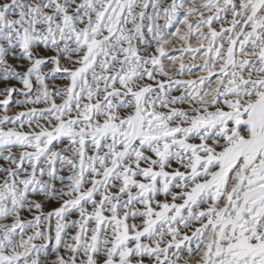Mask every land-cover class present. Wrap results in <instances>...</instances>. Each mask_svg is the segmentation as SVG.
Listing matches in <instances>:
<instances>
[{
    "label": "snow or ice",
    "instance_id": "6c2138e0",
    "mask_svg": "<svg viewBox=\"0 0 264 264\" xmlns=\"http://www.w3.org/2000/svg\"><path fill=\"white\" fill-rule=\"evenodd\" d=\"M0 264H264V0H0Z\"/></svg>",
    "mask_w": 264,
    "mask_h": 264
}]
</instances>
